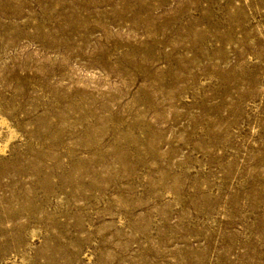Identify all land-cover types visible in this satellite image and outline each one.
I'll return each mask as SVG.
<instances>
[{"label":"rangeland","instance_id":"1","mask_svg":"<svg viewBox=\"0 0 264 264\" xmlns=\"http://www.w3.org/2000/svg\"><path fill=\"white\" fill-rule=\"evenodd\" d=\"M0 264H264V0H0Z\"/></svg>","mask_w":264,"mask_h":264}]
</instances>
